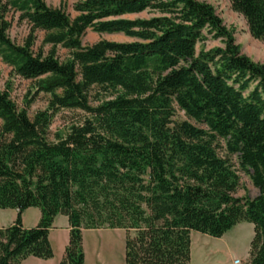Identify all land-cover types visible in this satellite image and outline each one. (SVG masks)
<instances>
[{
    "label": "trees",
    "instance_id": "trees-1",
    "mask_svg": "<svg viewBox=\"0 0 264 264\" xmlns=\"http://www.w3.org/2000/svg\"><path fill=\"white\" fill-rule=\"evenodd\" d=\"M232 8L264 42V0ZM74 9L71 18L45 0H0V57L50 95L31 118L0 89V209L18 210L0 227V264L52 258L60 214L70 224L60 264H85L83 230L100 228L125 230V264H190L193 231L220 238L242 222L254 225L244 264H264V64L241 52L205 1L78 0ZM11 10L30 24L22 44L9 36ZM89 28L134 40L84 45ZM205 29L224 47L197 54ZM38 30L49 52L34 50ZM95 89L108 95L97 105ZM60 109L87 116L52 140ZM239 170L258 195L235 196ZM30 207L41 218L26 228Z\"/></svg>",
    "mask_w": 264,
    "mask_h": 264
},
{
    "label": "rangeland",
    "instance_id": "rangeland-1",
    "mask_svg": "<svg viewBox=\"0 0 264 264\" xmlns=\"http://www.w3.org/2000/svg\"><path fill=\"white\" fill-rule=\"evenodd\" d=\"M48 5L53 7H62L74 18L78 13L74 9V4L78 0H45ZM205 1L213 5L222 18L223 23L228 29L233 31L236 43L240 46L243 54L249 56L256 63L264 64V42L252 36L248 29L246 19L242 14L236 12L232 8V0H199ZM151 14L143 12L140 14L125 15V18L149 17ZM11 23L9 28V36L13 41L22 44L30 32V24L26 20L20 19V12L11 10L8 14ZM207 38L197 44L196 50L199 54L202 50L209 51L216 47H224L221 39L214 38L208 30H204ZM44 31H36V42L34 50L43 49L49 52L52 48L50 44H43ZM101 39L117 42H131L134 39L122 33H98L92 28L86 30L82 37L84 45H91ZM57 55L62 59H66L69 51L62 46H57ZM0 89L7 90L11 98L16 102L19 108H27L29 116L33 118L36 113L47 108L50 95L44 92L36 94V81L24 79L15 74L12 68L7 65L0 57ZM99 89L92 91V104L97 105L99 98H107L108 95L99 94ZM30 103L27 106V102ZM27 106V107H26ZM87 114L81 110L60 109L56 112L52 119L49 129L50 139H54L57 132H65L73 123L82 121ZM175 120L181 121L186 119L184 112L177 110ZM223 153V152H221ZM240 187L235 193L236 197H255L258 190L253 185L250 176L239 170ZM109 229V233L113 234L112 241L106 242V247L91 248L92 244L87 248L86 264H125V242L126 232L118 228H100ZM254 236V225L249 222L237 224L225 235L215 238L207 234L193 231L191 243V262L190 264H244L250 251V245Z\"/></svg>",
    "mask_w": 264,
    "mask_h": 264
},
{
    "label": "crops",
    "instance_id": "crops-1",
    "mask_svg": "<svg viewBox=\"0 0 264 264\" xmlns=\"http://www.w3.org/2000/svg\"><path fill=\"white\" fill-rule=\"evenodd\" d=\"M17 209H0V227L11 225L17 218ZM41 218V211L38 207H30L22 213V222L26 228L34 227ZM109 229H84L83 230V248L85 253V264L87 261V248L92 244L91 248H104L106 242L112 241L113 234L108 232ZM192 237V233H191ZM70 224L68 217L65 215H57L53 225L49 231V240L54 250V256L50 259H41L29 256L24 259L21 264H60L65 249L69 243Z\"/></svg>",
    "mask_w": 264,
    "mask_h": 264
}]
</instances>
